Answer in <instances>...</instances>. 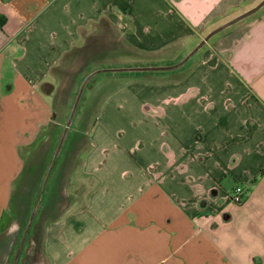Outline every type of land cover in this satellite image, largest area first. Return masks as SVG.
<instances>
[{
  "label": "crops",
  "instance_id": "crops-1",
  "mask_svg": "<svg viewBox=\"0 0 264 264\" xmlns=\"http://www.w3.org/2000/svg\"><path fill=\"white\" fill-rule=\"evenodd\" d=\"M261 1L0 0V264L15 257L21 223L9 209L23 149L56 141L57 72L87 34L102 21L119 25L137 56L176 62ZM192 58L164 83L116 78L89 130L76 114L46 190L79 170L90 191L57 217L38 213L17 264H264V6ZM116 98L136 107L117 112ZM79 133L89 147L68 171ZM230 179L247 191L242 204L230 200Z\"/></svg>",
  "mask_w": 264,
  "mask_h": 264
},
{
  "label": "rangeland",
  "instance_id": "rangeland-1",
  "mask_svg": "<svg viewBox=\"0 0 264 264\" xmlns=\"http://www.w3.org/2000/svg\"><path fill=\"white\" fill-rule=\"evenodd\" d=\"M250 9V8H249ZM248 9V10H249ZM244 10L242 13L246 12ZM241 13V14H242ZM99 27H95V31L90 32L87 34L85 41V46L82 48H77L69 55L65 57L64 63L65 65L57 72L59 76V84L61 87L62 97L64 98H56V108H62V118H60V123L62 124L58 129L56 134V141L50 143L47 141L45 143H40L41 145L38 146V150H34L33 154V145L27 146L23 149V157L25 159V168L23 171L22 178L18 181L14 197L12 200L11 208V215L13 214V218L16 221L21 223L18 241L15 253L18 250V246L22 240L24 231L28 225L30 220L31 214L36 207L37 201L39 199V195L48 174L49 167L52 163L54 158L56 149L58 147L61 135L64 131L66 123L68 121L70 112L76 100L77 94L79 92L80 86L84 80V78L93 70L98 68H108V67H119L114 66L116 63L120 61H129L135 59L133 61H141L137 64H131L126 67H133V66H169L174 65L181 60H183L187 53H189L195 46L191 48L188 52H186L183 58L176 60V62H166L165 59H170L171 56L169 55H139L135 53L131 49V46L128 42L122 37L121 29L118 25V28L113 24L106 23L102 21L98 24ZM214 29V28H212ZM212 30H209L203 38ZM202 39V38H201ZM200 39V40H201ZM199 40V41H200ZM114 47V49H113ZM118 49V50H117ZM129 52V56L124 55L125 50ZM110 50V51H109ZM131 52V53H130ZM131 54V56H130ZM133 54V55H132ZM136 54V55H135ZM193 58H191L185 65L179 67L174 70H165V71H121V72H101L95 75L91 81L86 86V89L83 93L82 99L80 101L78 110L76 114H78V118H82L84 121L83 124L89 130L93 121L95 120L96 116L98 115L99 111L102 108L105 100L107 98L106 95L114 90L118 85L119 82L116 78L124 76L125 74L128 75H147L149 78L145 79V82L149 84H159L166 82L165 76H169L173 73H176L180 70V68H185L191 66ZM101 62H103L101 64ZM132 62V61H130ZM99 63L102 65L99 66ZM124 67V66H121ZM74 68V70H70ZM95 68V69H94ZM166 74V75H165ZM164 76V77H163ZM116 79V80H115ZM113 81V82H111ZM69 96V98H65ZM150 98H143L146 99L148 102L147 104L152 105V101L156 99L152 94L148 95ZM115 106L114 110L117 112H126L130 111L131 107H136V98H116L114 99ZM76 118V115H75ZM79 121H77L76 126H78ZM81 122H79L80 125ZM73 136V135H72ZM80 136L77 138V142L75 145V152L74 158L72 159L71 171L73 168L76 170L82 162V157L84 155L85 150L89 147V139L88 136L85 134L79 133ZM74 137V136H73ZM34 156V159H33ZM58 158V157H57ZM57 160V159H56ZM35 161L36 165H33ZM56 162V161H55ZM55 166V164H54ZM54 169V167H53ZM52 169V172H53ZM79 169V168H78ZM73 171V170H72ZM51 172V174H52ZM78 172V173H77ZM65 173L64 179H60V181H53V183L49 186L48 191L46 190L47 184L45 186L46 195L44 192L41 196L39 201V206L36 212V215L39 213H43V219L46 221L47 219H52L54 217L59 216V214L66 210L69 205L72 204L73 198L79 195V204L76 207L83 205L89 191H90V182H87L89 179L87 177H83L80 174V171L76 172H68ZM50 174V176H51ZM60 177V176H59ZM59 180V179H58ZM79 182V184H78ZM82 182V183H81ZM84 182V183H83ZM87 182V184H86ZM243 186L242 183L237 182V180L230 179L228 184H226V189L230 194L231 200V193L232 189L235 188L237 185ZM245 189V187L243 186ZM247 199V191L245 189ZM49 201V209L44 210L45 208V201ZM232 201V200H231ZM63 206V207H62ZM38 215V216H39ZM36 217V216H35ZM35 220V219H34ZM44 222L41 223V227L37 228L35 231L37 232L42 229ZM33 225V223H32ZM32 227V226H31ZM35 236V235H34ZM27 241V240H26ZM28 248V254L30 253L34 257L39 256L40 251H38L39 247H35L34 242ZM26 251V252H27ZM14 253V255H16Z\"/></svg>",
  "mask_w": 264,
  "mask_h": 264
},
{
  "label": "water",
  "instance_id": "water-1",
  "mask_svg": "<svg viewBox=\"0 0 264 264\" xmlns=\"http://www.w3.org/2000/svg\"><path fill=\"white\" fill-rule=\"evenodd\" d=\"M264 6V0H262L260 3H258L256 6L252 7L251 9L247 10L246 12L236 16L235 18L225 22L224 24L218 26L217 28H215L214 30L210 31L187 55L186 57L181 60L180 62L174 64V65H169V66H133V67H108V68H98L96 70H93L92 72H90L83 80L81 86H80V89H79V92L77 94V97H76V100L74 102V105L72 107V110L70 112V115H69V118H68V121L66 123V126L64 128V131L61 135V138H60V141H59V144H58V147L56 149V152H55V155H54V158L52 160V163L49 167V170H48V174L46 176V179L44 181V184L42 186V189H41V192H40V195H39V199L37 201V204H36V207L34 208L32 214H31V217H30V220L28 222V225L24 231V234H23V237H22V240L20 242V245L18 247V250L16 252V255L14 257V260L12 262V264H17V261L21 255V252H22V249L24 247V244L27 240V237H28V233L31 229V226H32V223L35 219V216H36V212H37V209H38V206H39V201L41 199V196L44 192V189H45V186L48 182V179L50 177V174L52 172V169H53V166L55 164V161L63 147V144L65 143V140L67 138V135H68V132H69V129L73 123V120L75 118V115H76V112L78 110V107H79V104H80V101L82 99V96H83V93L86 89V86L87 84L89 83V81L97 74L101 73V72H108V71H111V72H121V71H129V72H132V71H165V70H174V69H177L179 67H182L183 65H185L214 35L218 34L219 32L223 31L224 29L234 25L235 23L243 20L244 18L254 14L255 12H257L258 10H260L262 7Z\"/></svg>",
  "mask_w": 264,
  "mask_h": 264
},
{
  "label": "built area",
  "instance_id": "built-area-1",
  "mask_svg": "<svg viewBox=\"0 0 264 264\" xmlns=\"http://www.w3.org/2000/svg\"><path fill=\"white\" fill-rule=\"evenodd\" d=\"M246 192L243 186L237 185L232 189L231 200L236 204H242L245 201Z\"/></svg>",
  "mask_w": 264,
  "mask_h": 264
},
{
  "label": "trees",
  "instance_id": "trees-1",
  "mask_svg": "<svg viewBox=\"0 0 264 264\" xmlns=\"http://www.w3.org/2000/svg\"><path fill=\"white\" fill-rule=\"evenodd\" d=\"M102 66V65H101ZM95 69V68H94ZM33 233V225H32V227H31V229H30V231H29V233H28V237H27V239L31 236V234ZM25 245H26V243H25ZM25 247V246H24ZM16 254V253H15ZM15 256V255H14ZM13 259H14V257H13Z\"/></svg>",
  "mask_w": 264,
  "mask_h": 264
}]
</instances>
